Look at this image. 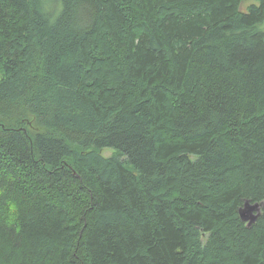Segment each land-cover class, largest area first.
I'll return each mask as SVG.
<instances>
[{
  "label": "trees",
  "instance_id": "obj_1",
  "mask_svg": "<svg viewBox=\"0 0 264 264\" xmlns=\"http://www.w3.org/2000/svg\"><path fill=\"white\" fill-rule=\"evenodd\" d=\"M248 1L0 0V264H264Z\"/></svg>",
  "mask_w": 264,
  "mask_h": 264
},
{
  "label": "water",
  "instance_id": "obj_2",
  "mask_svg": "<svg viewBox=\"0 0 264 264\" xmlns=\"http://www.w3.org/2000/svg\"><path fill=\"white\" fill-rule=\"evenodd\" d=\"M240 218L243 222L248 224V227L254 225L261 216L260 204H251L246 202L244 207L239 212Z\"/></svg>",
  "mask_w": 264,
  "mask_h": 264
},
{
  "label": "rangeland",
  "instance_id": "obj_3",
  "mask_svg": "<svg viewBox=\"0 0 264 264\" xmlns=\"http://www.w3.org/2000/svg\"><path fill=\"white\" fill-rule=\"evenodd\" d=\"M249 3H247V4H244V8H246V6L249 4H253V3H258L256 0H250V1H248ZM261 29L262 30H264V23L261 25ZM116 153V151L114 150V149H112V148H109V149H105L104 151H103V156L104 157H111V156H113L114 154ZM129 169H131L132 167L131 166H128V165H126Z\"/></svg>",
  "mask_w": 264,
  "mask_h": 264
},
{
  "label": "clouds",
  "instance_id": "obj_4",
  "mask_svg": "<svg viewBox=\"0 0 264 264\" xmlns=\"http://www.w3.org/2000/svg\"><path fill=\"white\" fill-rule=\"evenodd\" d=\"M9 207L12 208L13 211H15V207L12 204H9Z\"/></svg>",
  "mask_w": 264,
  "mask_h": 264
}]
</instances>
